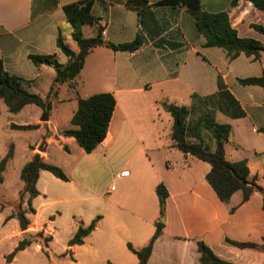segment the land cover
<instances>
[{"label":"crops","instance_id":"0c3cea01","mask_svg":"<svg viewBox=\"0 0 264 264\" xmlns=\"http://www.w3.org/2000/svg\"><path fill=\"white\" fill-rule=\"evenodd\" d=\"M81 1L0 0V60L5 71L21 79L29 92L46 99L56 77L55 67L36 66L31 56H52L61 66L68 64V57L57 46L60 35L67 44L62 25L70 24L64 7ZM93 1L97 24L84 26L86 38L94 37L101 28L106 42L121 45L139 36L143 44L132 53L95 48L75 80L58 87L49 120L11 124V128L38 126V132L48 128L55 137H49L41 155L60 167L68 181L46 171L40 173V195L31 201L35 212L29 211L28 196L20 208L28 210L22 213L28 221L25 231L14 219L17 214L5 213L6 206L0 205V247H5L0 250V264H20L31 252L46 260L45 264H52L51 257L59 264H139L129 245L145 247L157 223H163L164 229L148 264H200L199 242L224 261L264 264L263 252L240 249L229 242L264 244L262 194L255 193L244 203L243 193L238 191L229 203L222 202L207 181L211 166L173 147L174 118L164 106L187 108V141L211 153L217 149L216 125L230 126L227 160L246 161L251 179L262 184L264 88L244 85L240 80L264 76V53L259 59L241 55L230 60L224 50L205 46V38L196 27L200 13L158 6L164 0H148L149 7L141 13L126 6L129 0ZM200 2L206 12H226L241 38L264 44V34L254 28H264V11L249 1L238 0L235 6L233 0ZM102 93L114 96L116 108L106 139L88 154L63 133L76 129L72 118L79 99ZM66 110L71 112L70 128H62L60 123L59 116ZM13 150L11 146L8 152ZM29 150L12 196L16 208L24 188L22 170L39 151L33 143ZM53 150L61 155V163L52 160ZM124 171L129 172L127 177L120 176ZM4 183L3 177L0 186ZM112 185L116 190L109 193ZM159 185L168 192L164 217L157 195ZM65 215L71 220L68 230L59 226ZM98 217L96 230L82 244L70 247L69 241L79 228L88 227ZM60 231H67L68 236L61 252L55 253L52 246ZM40 232L52 238L49 256L41 245L32 244L8 259L24 238Z\"/></svg>","mask_w":264,"mask_h":264},{"label":"trees","instance_id":"16d2710c","mask_svg":"<svg viewBox=\"0 0 264 264\" xmlns=\"http://www.w3.org/2000/svg\"><path fill=\"white\" fill-rule=\"evenodd\" d=\"M57 2V0H55ZM256 8L264 11V0H247ZM56 2L54 3L56 5ZM238 0H233L235 6ZM93 0H84L76 4L64 7V13L67 22L71 26V38L77 46V50H72L66 43L62 35L57 41L58 49L69 59L66 66H61L52 56H31L30 59L36 66L49 65L56 69V77L52 84L50 93L46 99L40 95L29 92L23 85V81L16 76L8 74L3 62L0 60V99L4 101L10 112L17 114L28 105H35L41 108L49 116L53 102L57 97L58 87L64 83L72 82L82 71L87 56L92 50L98 47H105L115 52H135L143 44L142 38L137 37L133 42L121 45H115L106 42L102 38V29L100 28L94 37L86 38L83 34L84 26H93L97 24L96 18L92 15ZM126 6L132 10L141 13L142 10L149 7L148 0H129ZM158 6L171 8L184 7L193 13H200L196 22L198 32L205 38V46L209 48H220L224 50L230 60H235L241 55L259 59L264 53V44L250 38H241L238 32L231 26L229 15L226 12L209 13L202 10L200 0H164ZM260 33L264 34V28L254 26ZM244 85H258L264 88V76L261 78H250L240 80ZM79 107L72 118V125L76 129L65 131L63 134L74 138L78 145L88 154L94 152L106 139L110 122L116 108V100L110 93H102L91 96L87 99H79ZM164 106L174 118L173 132L171 135L173 147L180 150L186 157H193L196 160L204 161L211 166V171L207 175L208 183L215 190L218 198L229 203L232 196L241 191L243 193V202H248L255 193H261L264 201V171L262 176L263 183L260 184L257 179H251L250 169L246 161L232 163L226 158V145L231 137V127L227 125H216L215 137L217 149L215 152H208L201 145L191 144L186 139V121L189 111L185 107H178L164 103ZM20 130H35L38 126H14ZM264 132V129L261 130ZM13 156V151L0 163V184L3 182V173L7 162ZM46 171L62 181H68L65 173L57 166L47 163L41 154L36 153L32 160L27 163L21 173V179L24 182V188L19 194L18 205L21 208L24 199L28 196L29 211L34 213L31 207V201L40 195L37 189L40 173ZM157 195L160 204L161 216H165L166 200L168 192L163 185L157 187ZM0 205L5 203L0 198ZM27 211H23L25 215ZM100 217L95 219L88 227H80L75 236L69 241V246L79 245L84 239L91 235L97 228ZM164 224L157 223L156 231L149 243L136 249L131 244L129 249L138 257L139 264H148L156 241L163 233ZM51 237H44L43 233L29 235L24 238L9 256L11 260L19 251L25 250L32 244H39L43 247L49 256V243ZM234 246L240 249H255L264 253V244L237 243L232 242ZM200 264H235L224 261L214 254V252L203 242H199Z\"/></svg>","mask_w":264,"mask_h":264},{"label":"rangeland","instance_id":"374dc122","mask_svg":"<svg viewBox=\"0 0 264 264\" xmlns=\"http://www.w3.org/2000/svg\"><path fill=\"white\" fill-rule=\"evenodd\" d=\"M70 29L71 27L67 23H64L62 25L63 34L67 38V44L71 49L77 50V46L70 36ZM85 35L89 36L88 31L85 33ZM70 113V110H66L65 112L63 111L60 114L59 117L62 128L71 127L68 121ZM38 118L49 120L44 111L37 106H28L21 113L13 114L9 111L4 101L0 99V161L7 155V153H9L8 151L10 150V147H14L13 159L8 164L3 175V177L5 178V183L3 186H0V198L3 196L7 198L5 199V201L1 198L6 206L5 213L14 211V214H17V217L14 219L18 220V222V215L19 213H23V210L20 209V207L16 208V198H12V196H14V192L19 186V168L25 162L26 156H28L31 152V150H29V144L33 143L34 145H37L38 149L43 147L45 150L46 145L48 144L49 137H55V135L51 133L48 128L44 129V131L42 132H38L37 130H20L11 128V124L23 122H30L31 124H35ZM60 135H62V132H60ZM50 148L51 146H49L48 150H50ZM37 153L41 154V152L39 151ZM51 155L52 160L61 163L62 157L58 151L53 150ZM46 161L47 163L50 162L48 159ZM9 202L11 203V205H9ZM25 211H28L27 208L25 209ZM59 226L63 228V230H68L71 227L70 218L66 215L63 216V218H61L60 220ZM67 236V231L59 232V239L57 240L55 245L52 246L53 252H61L63 246L66 244ZM0 250H5L4 245L0 247ZM50 260L52 264L60 263L59 260L54 257H51ZM45 261L46 260H43L40 256H34L31 252L29 258L22 259V262L20 264H45Z\"/></svg>","mask_w":264,"mask_h":264},{"label":"water","instance_id":"95a60500","mask_svg":"<svg viewBox=\"0 0 264 264\" xmlns=\"http://www.w3.org/2000/svg\"><path fill=\"white\" fill-rule=\"evenodd\" d=\"M44 151V148L41 147L39 149V152H43ZM18 219H19V226H20V229L22 231H25L28 229V221L26 220L25 216L22 214V213H19L18 215ZM162 222H164V218L162 219Z\"/></svg>","mask_w":264,"mask_h":264},{"label":"built area","instance_id":"2783aa9c","mask_svg":"<svg viewBox=\"0 0 264 264\" xmlns=\"http://www.w3.org/2000/svg\"><path fill=\"white\" fill-rule=\"evenodd\" d=\"M129 175V172L127 171H124L121 173V177H127ZM116 190V187L115 185H112L110 188H109V193H113L114 191Z\"/></svg>","mask_w":264,"mask_h":264}]
</instances>
